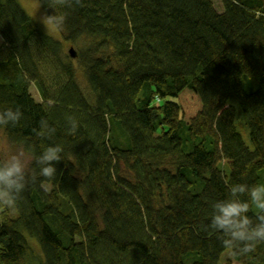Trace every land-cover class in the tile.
I'll use <instances>...</instances> for the list:
<instances>
[{
	"label": "trees",
	"instance_id": "1",
	"mask_svg": "<svg viewBox=\"0 0 264 264\" xmlns=\"http://www.w3.org/2000/svg\"><path fill=\"white\" fill-rule=\"evenodd\" d=\"M82 2L56 6L58 39L0 0V111L23 113L0 131L32 157L0 206V264H264V244L240 256L207 227L232 184L264 183V0ZM185 89L202 103L188 120ZM41 118L56 131L37 137ZM55 145L45 179L37 158Z\"/></svg>",
	"mask_w": 264,
	"mask_h": 264
},
{
	"label": "clouds",
	"instance_id": "2",
	"mask_svg": "<svg viewBox=\"0 0 264 264\" xmlns=\"http://www.w3.org/2000/svg\"><path fill=\"white\" fill-rule=\"evenodd\" d=\"M75 4L84 7L82 0H75ZM56 6L71 8V0H50L49 7L54 14L44 12L39 16V22L47 29L49 26L60 29L63 27L66 17L55 11ZM23 118L19 107L15 110L8 108L0 111V126L15 127ZM68 133L75 135L78 130V121L74 116L66 115ZM56 129L49 122L41 118L38 127L32 132L37 137H43L45 133L51 135ZM63 148L60 145L48 146L37 158L39 176L51 179L57 173L55 164L62 160ZM28 179L22 154L12 155L3 163H0V206L11 208L20 199L25 191ZM227 198L216 201L213 204V213L210 224L207 226L218 233L219 242L224 249H234L240 256H247L255 252L260 244H264V183L249 185L247 183H235L228 189ZM246 195L247 199L240 197ZM254 212L257 223H253L249 213Z\"/></svg>",
	"mask_w": 264,
	"mask_h": 264
},
{
	"label": "rangeland",
	"instance_id": "3",
	"mask_svg": "<svg viewBox=\"0 0 264 264\" xmlns=\"http://www.w3.org/2000/svg\"><path fill=\"white\" fill-rule=\"evenodd\" d=\"M20 4L22 5L25 12L35 21V23L38 25V27L45 32L48 35H51L55 38L61 39V35L57 28L49 26L47 29L39 22V16L45 12L42 5L38 0H19ZM215 7L219 12H222V6L220 4V0H213ZM2 37L0 35V46L2 44ZM79 46L77 45H66V51L69 54V50L73 49L75 52L79 51ZM74 59V58H73ZM76 65H78V60L74 61ZM55 72L60 73V71L56 70ZM79 72L81 70L79 69ZM33 93H35L36 97V91L32 90ZM193 91L190 89H185L180 95L179 100L180 103L183 106L185 119H190L192 116H194L196 113H198L202 109V103L199 96H197ZM39 98V97H38ZM22 154V160L25 164V169L28 167V164L31 160V155L24 149L22 146L18 145H12L9 143L6 135L1 130L0 131V157L3 162H6L10 156ZM228 167V165H227ZM231 253L229 251H226L221 256L222 264H239L236 262L231 256Z\"/></svg>",
	"mask_w": 264,
	"mask_h": 264
},
{
	"label": "water",
	"instance_id": "4",
	"mask_svg": "<svg viewBox=\"0 0 264 264\" xmlns=\"http://www.w3.org/2000/svg\"><path fill=\"white\" fill-rule=\"evenodd\" d=\"M69 53H70V55H71L73 58L76 57V52H75L73 49H70V50H69Z\"/></svg>",
	"mask_w": 264,
	"mask_h": 264
}]
</instances>
